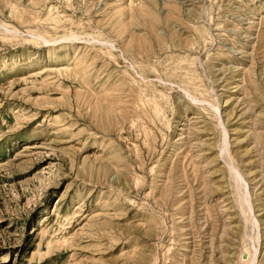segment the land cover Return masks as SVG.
I'll return each instance as SVG.
<instances>
[{"label": "rangeland", "instance_id": "1", "mask_svg": "<svg viewBox=\"0 0 264 264\" xmlns=\"http://www.w3.org/2000/svg\"><path fill=\"white\" fill-rule=\"evenodd\" d=\"M0 264H264V0H0Z\"/></svg>", "mask_w": 264, "mask_h": 264}]
</instances>
